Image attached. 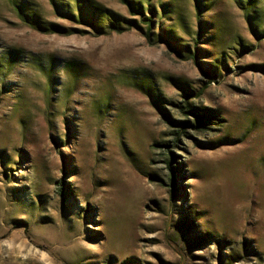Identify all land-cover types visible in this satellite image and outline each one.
<instances>
[{"label":"rangeland","instance_id":"rangeland-1","mask_svg":"<svg viewBox=\"0 0 264 264\" xmlns=\"http://www.w3.org/2000/svg\"><path fill=\"white\" fill-rule=\"evenodd\" d=\"M14 1L0 264H264V0Z\"/></svg>","mask_w":264,"mask_h":264},{"label":"trees","instance_id":"trees-1","mask_svg":"<svg viewBox=\"0 0 264 264\" xmlns=\"http://www.w3.org/2000/svg\"><path fill=\"white\" fill-rule=\"evenodd\" d=\"M12 2H13L14 5H16L19 8V6L17 5V3L14 0H12ZM122 2L125 3V4H127V6L130 8L131 11L135 12L134 10H137L132 1H130V0H122ZM199 2H200L199 0H196V6L198 8H200V3ZM253 5H254V0H247L245 4H242V8H243L244 12H246L247 18L249 17V13H248L249 8H251ZM19 10H20V8H19ZM253 11H256V9H254ZM138 12H140V11H138ZM70 18H73V17L70 16ZM81 18L82 19L84 18L82 16V14H81ZM249 18H248V22L251 23V21H249ZM24 20L27 23L29 22L26 18H24ZM86 22H87V24H90V26L94 30L102 31V32H108V33H111V32H119L120 33V32H123V31L129 29V28H132V27L140 28L139 27L140 25L136 21H134V20L126 21V23H125L126 25H124V24H117L114 21H111L107 25V29H106L107 31H104L101 27H98L96 25V23L93 22V21H91V20L90 21L87 20ZM142 22L145 24L146 30H147L146 33H145V35L149 38V40H152V32H153V29H154V24H153L154 23V20L151 17L150 18L143 17L142 18ZM29 25L32 28H34L36 30H39V31L49 30V28H51V30L54 31V32H57V31L60 32L62 30L61 27L58 26V25L52 26V27H44L43 25H41L40 23H38L36 21H32L31 23L29 22ZM167 37L165 35V37H162V38H164L163 40H166L167 42H170V39L167 38ZM162 38H160V40H162ZM190 56H192V58L194 60H197V55H196L195 52L191 53ZM168 166H169V168L172 171L173 170L172 165H168ZM173 181H174V179L172 178V183H173Z\"/></svg>","mask_w":264,"mask_h":264}]
</instances>
